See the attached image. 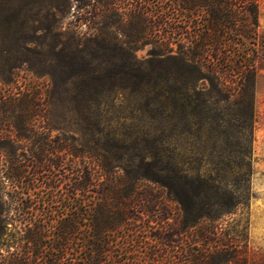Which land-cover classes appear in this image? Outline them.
I'll list each match as a JSON object with an SVG mask.
<instances>
[{"label":"trees","instance_id":"obj_1","mask_svg":"<svg viewBox=\"0 0 264 264\" xmlns=\"http://www.w3.org/2000/svg\"><path fill=\"white\" fill-rule=\"evenodd\" d=\"M263 4L0 0V145H27L2 154L0 264H264L222 223L250 197ZM118 95L139 112L122 129ZM49 103L88 137L50 135ZM173 133L236 149L181 153Z\"/></svg>","mask_w":264,"mask_h":264},{"label":"rangeland","instance_id":"obj_2","mask_svg":"<svg viewBox=\"0 0 264 264\" xmlns=\"http://www.w3.org/2000/svg\"><path fill=\"white\" fill-rule=\"evenodd\" d=\"M68 17L65 16L64 19L66 20ZM259 30L264 31V4L261 6L259 15ZM146 50L147 46L137 50V56H146ZM2 69L6 73V68L3 67ZM24 75L29 79L32 78L30 75L27 76L25 71L20 70L19 80L23 79ZM32 79L43 88L45 87L46 80L44 78ZM108 105L105 117L110 126L122 129L126 124L137 121L139 117V112L134 109L132 103L130 105L127 103L124 95H118ZM47 107L46 117H43L39 122L47 125L50 135L64 133L73 135L79 141L88 137L86 121L79 122L77 115L68 106L61 103H49ZM233 110L231 109V111ZM225 140L224 136L216 133L208 138L201 136L200 139L190 134L181 139L173 133L170 138L171 147L175 151L185 154L195 151L216 154L221 151L225 153L236 149L234 146L229 147ZM231 140L233 139L231 138ZM23 142L24 140L21 141V143ZM21 145L18 143L11 146L0 145V166L4 161L2 154L9 149L15 150L16 153L26 150L27 145ZM249 185L250 197L247 203L240 205L235 212L224 216L222 223L224 226L228 224L235 225L237 229L235 236L239 239V245L248 253V256H246L248 257L247 263H264V69L261 70L255 82V119L251 140Z\"/></svg>","mask_w":264,"mask_h":264}]
</instances>
